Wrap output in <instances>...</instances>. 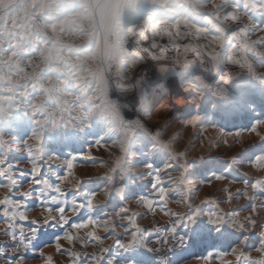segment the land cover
Masks as SVG:
<instances>
[{"label": "snow or ice", "instance_id": "1", "mask_svg": "<svg viewBox=\"0 0 264 264\" xmlns=\"http://www.w3.org/2000/svg\"><path fill=\"white\" fill-rule=\"evenodd\" d=\"M148 61L167 65L154 69L164 77L160 99L168 77L187 92L182 127L202 135L216 127L209 110L221 119L246 113L243 131L220 135L239 144L254 133L259 145L216 167L189 159L190 148L176 147L179 134L165 140L146 124L152 113L135 69ZM261 69L264 0H0V258L28 264L37 251L44 264H63L56 256L67 264H264V178L243 171L264 172ZM89 138L84 159L105 171L81 180L65 149ZM106 146L117 153L111 166L91 155ZM213 181L242 188L193 207L194 193ZM30 200L39 218L29 220ZM130 201L146 211L133 213ZM157 209L168 226L141 227Z\"/></svg>", "mask_w": 264, "mask_h": 264}, {"label": "rangeland", "instance_id": "2", "mask_svg": "<svg viewBox=\"0 0 264 264\" xmlns=\"http://www.w3.org/2000/svg\"><path fill=\"white\" fill-rule=\"evenodd\" d=\"M163 42L165 43L166 41ZM132 47L133 46L130 44L129 48ZM156 51H159V49H157ZM169 54L171 55L172 53L170 52ZM158 63L164 64L163 61H148L144 65H138L135 69L136 73L139 74L137 76V80L139 81L138 91H142L145 103L150 108L152 113L151 117L146 121L147 126L151 130L162 131L165 140H168L174 135L179 134V142L176 145L177 149L183 151L187 148H190V151L188 153L189 159H191L192 157H196L199 162V158L203 157L205 161L210 162L207 167H216L222 164H226L233 157L238 156L244 149L255 148V146L259 145V137H257L254 133L245 132L240 137L241 143L239 144L234 143L236 139V137L234 136L224 137L220 135L221 131H243L244 128L251 122V117L246 113H237L227 119H221L219 115L214 116L211 110H209L206 119L213 121L216 124V127L209 126L208 130L202 135L199 134V130L197 129L182 127L176 121L178 120V118L186 115L185 109L187 106L184 102V97L187 96V92L181 86L180 81L177 77H168L170 83L166 88L167 95L163 99H160V88L162 83H164V77L159 72L154 71V69L157 68ZM141 68L144 69L143 72L140 71ZM232 70L238 71V69L235 68H233ZM260 71L264 72V69H261ZM127 75L131 76L132 73L129 72L127 73ZM131 82V80L124 81V83L126 84H130ZM126 95L130 94L116 93L113 98L119 96L123 99V97ZM126 115L132 117L133 114L129 112L126 113ZM169 124H171V127L167 128ZM165 128H167L166 131ZM259 131L261 132V134H264V127H261ZM225 139H227V144L223 143ZM213 141H215V143H213ZM90 143L91 138H89L88 143L80 141L65 149L66 152H70L72 155L77 156V160L74 161L73 172L74 175L76 177H79L81 180H87L89 177L95 178L98 176H102L105 171L104 169H101L99 167H93L91 161L84 159V156L89 151ZM209 149L212 150L209 151ZM116 154V150L108 146L91 148V155L93 156V158L96 161L103 160L109 166L112 165L114 156ZM212 161H215V164L211 163ZM21 167L28 168L30 166L22 164ZM59 170L63 171V169ZM243 171L248 173V178L251 180L264 178V172H256L250 167H244ZM207 175L210 177L211 173H207ZM201 178L202 177H196L195 179L199 180ZM69 187V185H65L66 189ZM195 187L196 183L194 182L192 184V188ZM225 188H227L232 193H235L237 189L242 188V185L239 183L229 184L228 181H213L211 185L205 183L200 187L198 193H194L197 199L195 201V204H193V207L199 204L201 199L205 198H215L218 200L226 199L227 194L223 191ZM4 194L5 191L3 189H0V198H2ZM169 195L171 197H174L175 199L181 198L180 194L177 192H172ZM98 199L102 200L103 197H98ZM27 203L30 211L29 220L39 218L42 210L36 206V202L30 200ZM129 203L131 204L133 213H143L146 211L143 208H138L131 201ZM244 203L246 202L241 200L238 203H233L231 205L222 203L219 206L221 208H224L225 211H228L230 208L239 207ZM168 207L175 212L185 211V209L181 205H178L176 203L170 202L168 204ZM109 214H111V210H109ZM154 221L158 227L165 228L168 226V217L163 216V214L159 212V209H157V215L155 217H153L152 215H148L146 219L139 220V225L141 227L150 228ZM48 231L51 232L54 230L48 229ZM117 231H120V229H117ZM178 231H181V229H178ZM99 234L103 235V233ZM6 240V237L0 236V243H3ZM107 243L110 244L111 241H107ZM65 247H67L66 244ZM205 247H208V245H198L192 251L195 253H200L204 251ZM92 250L93 249H89V251ZM44 252L45 255H50L54 252V249L44 248ZM27 255L28 264H44V261L39 259L37 251L30 252ZM253 255L256 256L257 254L253 253ZM190 259L192 261V264H198V261L195 257H190ZM56 260L62 261L63 264H67V260L65 257L56 256ZM0 264H7L6 259L0 258Z\"/></svg>", "mask_w": 264, "mask_h": 264}, {"label": "bare ground", "instance_id": "3", "mask_svg": "<svg viewBox=\"0 0 264 264\" xmlns=\"http://www.w3.org/2000/svg\"><path fill=\"white\" fill-rule=\"evenodd\" d=\"M163 42V41H162ZM161 42V43H162ZM164 43V42H163ZM160 62V61H159ZM162 63V62H161ZM161 66H167V65H165V64H160V63H158V66H157V68H159V67H161ZM156 72V71H155ZM160 86V85H159ZM158 89V88H157ZM152 91V90H151ZM208 147V146H207ZM97 175H99V174H97Z\"/></svg>", "mask_w": 264, "mask_h": 264}]
</instances>
